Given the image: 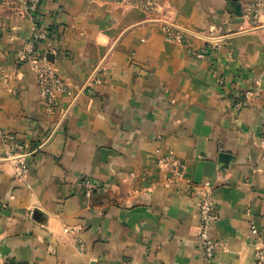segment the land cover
I'll return each instance as SVG.
<instances>
[{"label": "crops", "instance_id": "1", "mask_svg": "<svg viewBox=\"0 0 264 264\" xmlns=\"http://www.w3.org/2000/svg\"><path fill=\"white\" fill-rule=\"evenodd\" d=\"M257 1L237 0L242 15ZM232 2L156 0L147 13L119 0H43L35 47L71 87L57 95L68 114L55 129L26 58L33 16L22 0H0V264H256L264 14L239 21ZM166 24L190 44L168 41ZM98 71L101 84L85 87ZM6 135L34 151L24 178L5 158ZM82 177L99 184L89 198ZM205 198L212 259L198 238Z\"/></svg>", "mask_w": 264, "mask_h": 264}, {"label": "built area", "instance_id": "2", "mask_svg": "<svg viewBox=\"0 0 264 264\" xmlns=\"http://www.w3.org/2000/svg\"><path fill=\"white\" fill-rule=\"evenodd\" d=\"M43 0H22L26 11L33 16L32 27L34 29L33 39L25 46L26 58L34 66L36 74V85L43 101L46 114L54 116L57 114L58 118L55 129L59 128L68 114V107H63L57 101V95L63 93H70L71 87L62 78L57 70L49 63L46 56L38 52L36 49V41L43 38V33L39 30V23L37 14ZM120 3L127 4L143 12H153L156 9V0H119ZM264 14V0L257 1L254 5L246 7L243 15L244 20L249 24L255 23L256 19ZM165 37L168 41H173L180 44H190L189 38L186 34L175 28L173 25L166 24L164 26ZM105 73L98 71L92 79L86 81L85 87H94L100 85ZM249 93L236 100L234 109L240 111L244 106ZM6 142L11 145V149L6 152L5 158L10 159L15 165V177L24 178L28 171V158L34 151L29 150L24 143L15 139L12 135L4 137ZM162 162L174 168V178H181L185 171L184 164L173 156L165 157ZM99 189V184L88 177H82L78 183L79 193L85 197H90L92 193ZM197 216L200 224L198 238L200 247L204 255L208 259H212L216 249L219 247V242L211 235V223L214 219V207L208 198L202 200L198 206ZM255 233V230L253 229ZM256 264H264V249L260 250L257 256Z\"/></svg>", "mask_w": 264, "mask_h": 264}, {"label": "water", "instance_id": "3", "mask_svg": "<svg viewBox=\"0 0 264 264\" xmlns=\"http://www.w3.org/2000/svg\"><path fill=\"white\" fill-rule=\"evenodd\" d=\"M231 7L233 9V13L236 16L237 20L241 21L242 9L241 6L237 3V0H233V2L231 3Z\"/></svg>", "mask_w": 264, "mask_h": 264}]
</instances>
